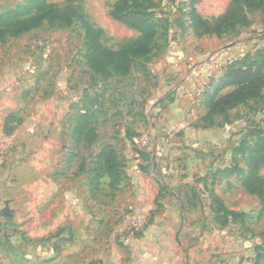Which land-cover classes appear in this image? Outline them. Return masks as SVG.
<instances>
[{
  "label": "rangeland",
  "instance_id": "obj_1",
  "mask_svg": "<svg viewBox=\"0 0 264 264\" xmlns=\"http://www.w3.org/2000/svg\"><path fill=\"white\" fill-rule=\"evenodd\" d=\"M118 1L0 0V29L10 12L12 25L70 7L69 24L43 17L0 42V209L10 200L13 215L0 222L28 240L73 221L75 250L89 242L92 253L124 254L122 264L159 263L169 248L183 259L179 238L196 252L190 264H264V200L243 188L252 173L264 179V162L251 163L264 89L213 123L206 106L236 89L207 94L229 65L258 60L264 11L218 36L198 20L214 27L235 0H131L151 14V52L129 75L102 77L85 59L91 37L113 51L144 38L114 18ZM110 143L125 171L116 190L101 176Z\"/></svg>",
  "mask_w": 264,
  "mask_h": 264
},
{
  "label": "trees",
  "instance_id": "obj_2",
  "mask_svg": "<svg viewBox=\"0 0 264 264\" xmlns=\"http://www.w3.org/2000/svg\"><path fill=\"white\" fill-rule=\"evenodd\" d=\"M134 1L138 2L140 0ZM130 2L131 0H119L114 5L113 16L132 29L139 31L144 38L123 46L119 51H113L102 48L96 38L91 37L89 54L85 56V59L93 73L101 75L102 77L126 76L133 71L137 59L145 58L150 54L152 48L150 46V41L156 34L154 25L150 21L151 14L133 9V7L129 6ZM69 9L70 7H66L64 10L57 9L45 13L44 16L38 19L33 18L27 22L21 21L12 25L8 23L7 17L11 19L15 16V12L3 15L2 18L5 19V26L0 29V42L6 43L8 40L19 38L23 34L35 29L39 26V22L43 17L51 16V20L59 21L61 24L67 25L70 23V20L63 12L66 13ZM252 11H264V0H235L229 12L217 23V25L211 28L208 27L206 21L199 19V28L203 30V33H215L221 36L236 27L248 26L250 24L249 13ZM230 77L232 78L231 83ZM228 86H235L236 89L218 100L214 101L213 98H211L206 102L208 108L207 117L210 118L212 123L213 119L218 115H228V111L233 106L260 97L264 89V49L259 52L258 60L255 62H248V59L244 58V60H236L234 64L231 66L229 65L218 90ZM99 160L103 162L101 176L108 177L109 188L116 190L125 177V171L123 164L119 161L120 159L115 148L112 147V145L104 146L100 152ZM263 162L264 139L256 145L251 155V163L256 165V168ZM237 172H239V170H237ZM244 182L243 188L246 192L264 200V179L252 173V175L245 178ZM230 215L234 218L237 217L235 213H230Z\"/></svg>",
  "mask_w": 264,
  "mask_h": 264
},
{
  "label": "crops",
  "instance_id": "obj_3",
  "mask_svg": "<svg viewBox=\"0 0 264 264\" xmlns=\"http://www.w3.org/2000/svg\"><path fill=\"white\" fill-rule=\"evenodd\" d=\"M7 42H9V40ZM223 77L224 75L219 79L217 85H211V90H209L210 92H207L208 96L211 93L210 95L214 97L216 93L219 92L218 88L222 83ZM69 141H71V138ZM106 145H111V143L103 145L102 148ZM2 192L3 191L1 189L0 203L2 202ZM7 203L9 204L10 208V200L4 201L5 207L0 209V212L5 210ZM179 204L181 207H186V204L183 202H180ZM13 224L14 223L11 221V219L4 223L0 222V264H78L75 260H81L79 264H122V259L125 257V255H121L119 251L115 252L117 255H119L116 257L115 253H107L106 249L100 250L97 253H92L89 249V242H85L83 244L85 239L82 238H84L85 235L80 238L82 240L83 248H79L80 250H75L73 221L69 222L67 219L60 221L57 227L52 228L51 232L47 234L44 233L35 236H26L30 240H25V238H23L21 235H18L17 233H11L9 230L14 229L12 228L14 226ZM60 230L65 231L60 232ZM177 244L180 249L175 250L178 253L182 252L183 259L176 258L172 260L174 257H172L171 249L169 248L164 250L159 263L154 264H190L193 261L192 257L196 255V252L191 251L190 253L188 248H184L183 251L182 248L184 243L181 241V238L177 239ZM173 256L177 255L174 254ZM95 261L99 262L97 263ZM128 263L134 264L133 262ZM140 264L147 263L144 262Z\"/></svg>",
  "mask_w": 264,
  "mask_h": 264
},
{
  "label": "water",
  "instance_id": "obj_4",
  "mask_svg": "<svg viewBox=\"0 0 264 264\" xmlns=\"http://www.w3.org/2000/svg\"><path fill=\"white\" fill-rule=\"evenodd\" d=\"M0 214H2V215H4V216H7V217H9V218H12V217H13V215H12V213H11V210H10V208H9V204H8V203L6 204V208H5V210H3L2 212H0Z\"/></svg>",
  "mask_w": 264,
  "mask_h": 264
},
{
  "label": "built area",
  "instance_id": "obj_5",
  "mask_svg": "<svg viewBox=\"0 0 264 264\" xmlns=\"http://www.w3.org/2000/svg\"><path fill=\"white\" fill-rule=\"evenodd\" d=\"M139 221L140 220L139 219L137 220L136 218H133L131 220L129 219L128 224H129V226H131L133 228V230H137V228H134V227L138 226L137 224Z\"/></svg>",
  "mask_w": 264,
  "mask_h": 264
}]
</instances>
